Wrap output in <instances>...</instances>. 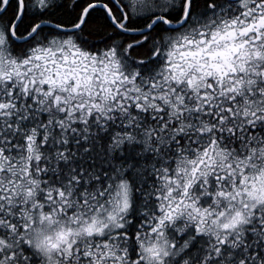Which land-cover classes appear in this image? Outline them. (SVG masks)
I'll return each mask as SVG.
<instances>
[{"label":"snow or ice","instance_id":"snow-or-ice-1","mask_svg":"<svg viewBox=\"0 0 264 264\" xmlns=\"http://www.w3.org/2000/svg\"><path fill=\"white\" fill-rule=\"evenodd\" d=\"M0 264H264V0H0Z\"/></svg>","mask_w":264,"mask_h":264}]
</instances>
